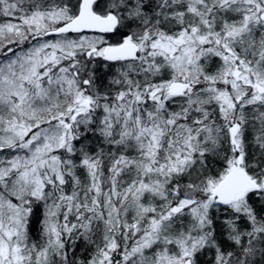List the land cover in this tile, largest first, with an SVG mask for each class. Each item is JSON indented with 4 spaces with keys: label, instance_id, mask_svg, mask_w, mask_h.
I'll return each instance as SVG.
<instances>
[{
    "label": "snow or ice",
    "instance_id": "obj_1",
    "mask_svg": "<svg viewBox=\"0 0 264 264\" xmlns=\"http://www.w3.org/2000/svg\"><path fill=\"white\" fill-rule=\"evenodd\" d=\"M0 55V264H264V0H0Z\"/></svg>",
    "mask_w": 264,
    "mask_h": 264
},
{
    "label": "trees",
    "instance_id": "obj_2",
    "mask_svg": "<svg viewBox=\"0 0 264 264\" xmlns=\"http://www.w3.org/2000/svg\"><path fill=\"white\" fill-rule=\"evenodd\" d=\"M117 39H119V37L110 36V42H113L114 43V42L117 41ZM2 58H3V56L0 55V59H2ZM37 216L42 218V209L37 212ZM39 229H40V223L37 221L33 225V231H34V233L35 234H38ZM201 262H202V264H207V257H201Z\"/></svg>",
    "mask_w": 264,
    "mask_h": 264
},
{
    "label": "rangeland",
    "instance_id": "obj_3",
    "mask_svg": "<svg viewBox=\"0 0 264 264\" xmlns=\"http://www.w3.org/2000/svg\"><path fill=\"white\" fill-rule=\"evenodd\" d=\"M3 59V58H2ZM2 59H0V60H2Z\"/></svg>",
    "mask_w": 264,
    "mask_h": 264
}]
</instances>
